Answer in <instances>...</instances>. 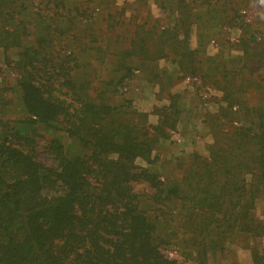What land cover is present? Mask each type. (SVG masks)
Wrapping results in <instances>:
<instances>
[{
	"label": "trees",
	"instance_id": "trees-1",
	"mask_svg": "<svg viewBox=\"0 0 264 264\" xmlns=\"http://www.w3.org/2000/svg\"><path fill=\"white\" fill-rule=\"evenodd\" d=\"M138 1L117 46L112 25L94 31L91 0H0V49L14 75L8 84L0 67V264H264V95L249 104L264 77L253 70L235 83L248 62H264V39L241 14L264 3L166 0L162 23ZM226 27L240 30L238 52L206 55ZM159 60L222 93L207 154L190 151L163 180L157 147L174 128V95L151 113L120 98L136 71L170 85Z\"/></svg>",
	"mask_w": 264,
	"mask_h": 264
},
{
	"label": "rangeland",
	"instance_id": "rangeland-1",
	"mask_svg": "<svg viewBox=\"0 0 264 264\" xmlns=\"http://www.w3.org/2000/svg\"><path fill=\"white\" fill-rule=\"evenodd\" d=\"M166 2V0H158V3L157 0L156 2L155 0H146L151 15L159 18L162 23L168 19V15L164 11L161 13L158 6L160 3ZM89 4V6L87 4L86 10L93 18L94 31L96 32L101 26L112 25L117 41L116 45L120 44L122 46V38L127 41L130 37L133 22L136 21V17H139L140 2L138 0H91ZM48 6L50 7V5ZM49 7L47 9H50ZM81 8L84 9L85 7ZM241 14L247 17L248 23L258 39H264V8L262 5L250 4L241 10ZM239 35L240 30L236 27L223 28L222 33L209 37L210 39L204 47L205 54L216 55V53H220V46H223L224 52L221 53L227 59L230 53L238 52L235 40ZM195 36L196 31L192 27L190 36L191 47L196 46ZM259 47L263 48L264 46ZM7 55L12 59L16 58L14 49L9 50ZM3 58L4 54L0 49V67L3 69V75L8 84L14 83V75L4 66ZM157 65H159V70H164L167 73L166 75H169L170 85L164 84L163 86L157 82H149L145 79L142 72L136 71L133 77L126 80L122 85L120 98L130 100L140 110L151 113L153 108H158L160 112L161 109L159 108L168 105L169 95H174L172 97V103L174 104V109H176L172 117L174 128L166 131V138L159 140L157 147L158 161L160 163L157 164L156 168L159 169L161 180H163L165 176L170 178L178 177L179 170L175 165L176 160L184 157L190 151H196L203 155L207 154L214 139L210 129L211 127L215 128V115L218 114L216 98L220 97L222 93L209 86V83L199 75H187L183 80H178L175 66L166 60H159ZM253 70L264 77V62L258 58L254 63L248 62L242 71L241 77L239 75L236 77L235 83L238 85L242 82V79L249 78ZM187 77H190V80H187ZM252 79H257L254 73ZM263 95L264 92L262 96H260L258 91L253 92L249 96V104L258 102ZM157 118L156 114H149L148 116L149 122L153 124L156 123ZM43 134L47 136L45 133ZM45 140L46 137L37 139L38 152L42 151L41 148L45 144ZM137 164L144 165L140 160ZM162 167L164 168L162 169ZM134 190L138 193H147L148 191L147 187L142 183L134 184ZM257 203V214L261 216L263 214V209L261 210L263 200H258ZM166 254L175 256L173 250H169ZM238 254L240 260L244 261L243 251H238Z\"/></svg>",
	"mask_w": 264,
	"mask_h": 264
},
{
	"label": "built area",
	"instance_id": "built-area-1",
	"mask_svg": "<svg viewBox=\"0 0 264 264\" xmlns=\"http://www.w3.org/2000/svg\"><path fill=\"white\" fill-rule=\"evenodd\" d=\"M187 80H190V77H187Z\"/></svg>",
	"mask_w": 264,
	"mask_h": 264
},
{
	"label": "clouds",
	"instance_id": "clouds-1",
	"mask_svg": "<svg viewBox=\"0 0 264 264\" xmlns=\"http://www.w3.org/2000/svg\"><path fill=\"white\" fill-rule=\"evenodd\" d=\"M262 3H264V0H261Z\"/></svg>",
	"mask_w": 264,
	"mask_h": 264
}]
</instances>
